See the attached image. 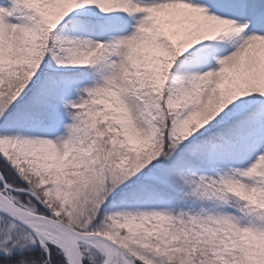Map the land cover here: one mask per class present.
I'll use <instances>...</instances> for the list:
<instances>
[{
    "label": "snow or ice",
    "instance_id": "snow-or-ice-1",
    "mask_svg": "<svg viewBox=\"0 0 264 264\" xmlns=\"http://www.w3.org/2000/svg\"><path fill=\"white\" fill-rule=\"evenodd\" d=\"M0 264H264V0H0Z\"/></svg>",
    "mask_w": 264,
    "mask_h": 264
}]
</instances>
